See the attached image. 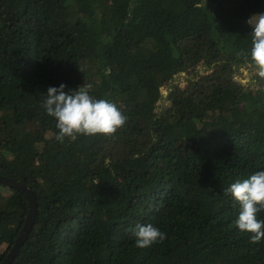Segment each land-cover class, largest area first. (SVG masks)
Instances as JSON below:
<instances>
[{
    "label": "trees",
    "instance_id": "16d2710c",
    "mask_svg": "<svg viewBox=\"0 0 264 264\" xmlns=\"http://www.w3.org/2000/svg\"><path fill=\"white\" fill-rule=\"evenodd\" d=\"M257 13L264 0H0V175L38 204L11 264H264L224 193L264 170V78H236ZM62 83L92 84L125 125L57 141L42 103ZM28 211L0 182V264ZM137 224L167 238L138 248Z\"/></svg>",
    "mask_w": 264,
    "mask_h": 264
},
{
    "label": "clouds",
    "instance_id": "9594fccd",
    "mask_svg": "<svg viewBox=\"0 0 264 264\" xmlns=\"http://www.w3.org/2000/svg\"><path fill=\"white\" fill-rule=\"evenodd\" d=\"M251 27V49L237 53L255 69V74L264 78V13H257L247 20ZM111 69H105L110 75ZM92 84L84 83L76 90L65 91L66 85L49 87L42 103L46 114L55 119L58 133L55 139L63 143L66 139L75 141L79 135H113L123 127L127 117L122 114L114 102L98 99L90 94ZM240 204L235 225L241 232L251 234L252 243L264 239V220L258 219V213L264 210V170L257 171L245 179H237L224 189ZM135 238L136 247L146 248L155 243H163L165 232L152 224H137L127 230Z\"/></svg>",
    "mask_w": 264,
    "mask_h": 264
},
{
    "label": "water",
    "instance_id": "95a60500",
    "mask_svg": "<svg viewBox=\"0 0 264 264\" xmlns=\"http://www.w3.org/2000/svg\"><path fill=\"white\" fill-rule=\"evenodd\" d=\"M0 182L4 183L6 185H9L11 187H14L18 190L23 191L25 193V195L27 196L28 201H29V211H28L26 221L24 223V227L22 228L18 238L16 239L14 246L9 251L7 257L4 259V261L2 263V264H11L14 257L17 255L21 245L23 244V242L27 238L33 224L35 223L38 204H37V199H36L35 193L33 192V190L31 188H29L25 184H23L21 182H17L16 180H14L12 178L2 176V175H0Z\"/></svg>",
    "mask_w": 264,
    "mask_h": 264
},
{
    "label": "rangeland",
    "instance_id": "374dc122",
    "mask_svg": "<svg viewBox=\"0 0 264 264\" xmlns=\"http://www.w3.org/2000/svg\"><path fill=\"white\" fill-rule=\"evenodd\" d=\"M182 76L183 75H181L180 77H178L177 81H180L183 84L185 82L183 81V79H181ZM236 78L239 81H241L243 84L251 83L252 86H255L260 81V79H259L260 77H258L255 74V69L252 66H250V64H246L245 66L240 67L236 71ZM161 90H162V92H163L164 95H167V93H168L167 86H165V87L163 86ZM183 149H185V146H182L180 151H184Z\"/></svg>",
    "mask_w": 264,
    "mask_h": 264
}]
</instances>
